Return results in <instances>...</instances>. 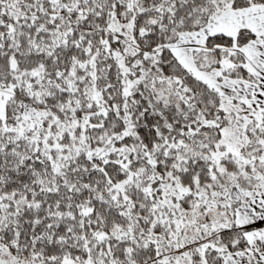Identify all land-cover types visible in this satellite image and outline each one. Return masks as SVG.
I'll list each match as a JSON object with an SVG mask.
<instances>
[{
  "label": "snow or ice",
  "instance_id": "obj_1",
  "mask_svg": "<svg viewBox=\"0 0 264 264\" xmlns=\"http://www.w3.org/2000/svg\"><path fill=\"white\" fill-rule=\"evenodd\" d=\"M0 264H264V0H0Z\"/></svg>",
  "mask_w": 264,
  "mask_h": 264
}]
</instances>
